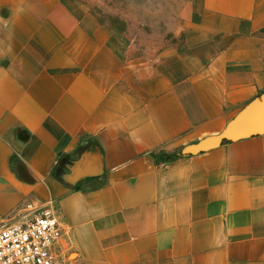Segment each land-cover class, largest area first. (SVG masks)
Masks as SVG:
<instances>
[{
    "label": "crops",
    "instance_id": "0c3cea01",
    "mask_svg": "<svg viewBox=\"0 0 264 264\" xmlns=\"http://www.w3.org/2000/svg\"><path fill=\"white\" fill-rule=\"evenodd\" d=\"M102 3L0 0L1 217L52 209L76 263L264 264V135L182 155L264 95V0Z\"/></svg>",
    "mask_w": 264,
    "mask_h": 264
},
{
    "label": "built area",
    "instance_id": "2783aa9c",
    "mask_svg": "<svg viewBox=\"0 0 264 264\" xmlns=\"http://www.w3.org/2000/svg\"><path fill=\"white\" fill-rule=\"evenodd\" d=\"M64 227L52 209L16 221L0 215V264H67L60 253Z\"/></svg>",
    "mask_w": 264,
    "mask_h": 264
},
{
    "label": "rangeland",
    "instance_id": "374dc122",
    "mask_svg": "<svg viewBox=\"0 0 264 264\" xmlns=\"http://www.w3.org/2000/svg\"><path fill=\"white\" fill-rule=\"evenodd\" d=\"M106 4V8L96 10L100 19L104 24L113 30L125 32L128 28H133L129 25L127 19L139 21L142 18L149 19L156 33H164L167 30L166 24L172 18L177 17L183 5L188 0H102ZM102 3V7L104 6ZM160 21V23H158ZM135 29V28H134ZM134 32V30L132 31ZM60 253L65 255L63 258L67 264H82L76 263V254L69 256L63 244L60 247Z\"/></svg>",
    "mask_w": 264,
    "mask_h": 264
},
{
    "label": "water",
    "instance_id": "95a60500",
    "mask_svg": "<svg viewBox=\"0 0 264 264\" xmlns=\"http://www.w3.org/2000/svg\"><path fill=\"white\" fill-rule=\"evenodd\" d=\"M262 135H264V95L240 112L220 136L209 137L197 145L187 147L182 155L193 156L218 148L224 142H234Z\"/></svg>",
    "mask_w": 264,
    "mask_h": 264
},
{
    "label": "trees",
    "instance_id": "16d2710c",
    "mask_svg": "<svg viewBox=\"0 0 264 264\" xmlns=\"http://www.w3.org/2000/svg\"><path fill=\"white\" fill-rule=\"evenodd\" d=\"M164 158H165V160L167 162H169V161H172V160H176L178 157L176 155H169V156L167 155Z\"/></svg>",
    "mask_w": 264,
    "mask_h": 264
}]
</instances>
